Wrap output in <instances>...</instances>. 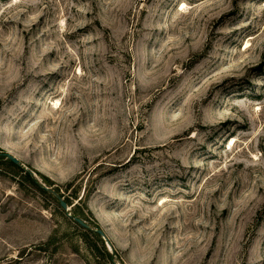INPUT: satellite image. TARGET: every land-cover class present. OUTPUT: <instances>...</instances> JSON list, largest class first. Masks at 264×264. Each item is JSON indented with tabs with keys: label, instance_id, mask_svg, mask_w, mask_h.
<instances>
[{
	"label": "rangeland",
	"instance_id": "rangeland-1",
	"mask_svg": "<svg viewBox=\"0 0 264 264\" xmlns=\"http://www.w3.org/2000/svg\"><path fill=\"white\" fill-rule=\"evenodd\" d=\"M0 152V264H264V0H0Z\"/></svg>",
	"mask_w": 264,
	"mask_h": 264
},
{
	"label": "water",
	"instance_id": "water-1",
	"mask_svg": "<svg viewBox=\"0 0 264 264\" xmlns=\"http://www.w3.org/2000/svg\"><path fill=\"white\" fill-rule=\"evenodd\" d=\"M0 156H4L7 159H9L13 164H15L18 167L23 168L25 171H27L30 174H33V172L31 170H29L28 168H26L23 163L21 162V160L19 158H17L16 156L12 155L9 152H0ZM46 186H43V188L50 192L59 202L61 208L66 212L67 216H69L70 218H72L77 224H79L80 226H82L83 228L87 229V230H92V228L85 222L83 221L81 218L72 215L69 212V207L68 204L66 203V201L61 197V195L56 192L55 190L51 189L47 184V182L45 183ZM95 232H97L105 241L106 245L111 248V243L109 238L107 237L106 233L102 230V229H95ZM117 264V263H115Z\"/></svg>",
	"mask_w": 264,
	"mask_h": 264
},
{
	"label": "trees",
	"instance_id": "trees-1",
	"mask_svg": "<svg viewBox=\"0 0 264 264\" xmlns=\"http://www.w3.org/2000/svg\"><path fill=\"white\" fill-rule=\"evenodd\" d=\"M13 164V163H12ZM13 165H15V164H13ZM16 166V165H15ZM66 203L68 204V202L66 201ZM96 233V232H95ZM98 234V233H97ZM111 256V255H110Z\"/></svg>",
	"mask_w": 264,
	"mask_h": 264
}]
</instances>
